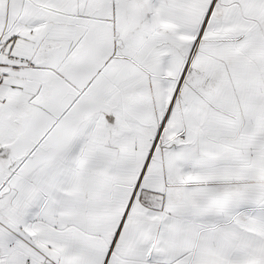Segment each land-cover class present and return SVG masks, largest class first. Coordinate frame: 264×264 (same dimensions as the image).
Returning <instances> with one entry per match:
<instances>
[{"label": "snow or ice", "instance_id": "obj_1", "mask_svg": "<svg viewBox=\"0 0 264 264\" xmlns=\"http://www.w3.org/2000/svg\"><path fill=\"white\" fill-rule=\"evenodd\" d=\"M0 264H264V0H0Z\"/></svg>", "mask_w": 264, "mask_h": 264}]
</instances>
